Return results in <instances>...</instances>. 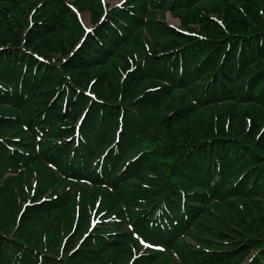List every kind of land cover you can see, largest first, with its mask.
Here are the masks:
<instances>
[{
	"label": "trees",
	"instance_id": "obj_1",
	"mask_svg": "<svg viewBox=\"0 0 264 264\" xmlns=\"http://www.w3.org/2000/svg\"><path fill=\"white\" fill-rule=\"evenodd\" d=\"M80 1L0 0V264H264V0Z\"/></svg>",
	"mask_w": 264,
	"mask_h": 264
},
{
	"label": "rangeland",
	"instance_id": "obj_2",
	"mask_svg": "<svg viewBox=\"0 0 264 264\" xmlns=\"http://www.w3.org/2000/svg\"><path fill=\"white\" fill-rule=\"evenodd\" d=\"M70 6H71V9L73 10V12L76 14L77 16V19L80 23V25L82 26V28L84 29V31L86 32H89L94 26H95V22L93 21V18H94V15L92 14L91 10L88 9V8H84L82 9L83 5L81 4H78V0H66ZM80 1V0H79ZM125 0H100V2H102V5L104 7H114V6H120L124 3ZM81 2V1H80ZM79 6H78V5ZM165 20H166V23L172 27V28H176V29H179V30H182L184 29L182 27V20L178 17V16H175L173 15L172 13L170 12H166L165 13ZM102 18V16H101ZM161 18V17H159ZM195 28L198 30L199 27L195 25ZM84 39V37H81V41ZM81 43H79L78 46H80ZM73 51V50H72ZM71 51V52H72ZM70 52V53H71ZM65 55V54H64ZM53 56L59 60L61 58H63V52H57V53H54ZM33 184L35 183V180L33 179L32 180ZM11 213L12 211L11 210H7V211H4V215L6 218H9L11 216ZM94 214V213H93ZM97 219H99L97 216L93 215L91 216V220H90V226L92 225V227L94 225H96V221H98ZM136 239L139 241L140 245L143 246V247H152L154 250L156 251H161V252H164V248L162 247H159V246H155V245H152L149 244L148 242H146L144 239H143V235L141 232H136ZM187 240L189 242H191L192 244L195 245V242L193 240H190V238H187ZM170 253H172L171 251H167L166 254L169 255ZM180 256V254L178 255ZM244 264V263H242Z\"/></svg>",
	"mask_w": 264,
	"mask_h": 264
}]
</instances>
